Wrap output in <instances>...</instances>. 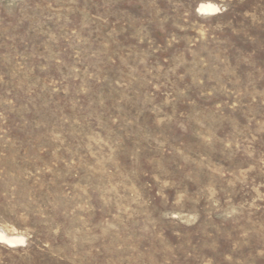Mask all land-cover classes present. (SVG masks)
Wrapping results in <instances>:
<instances>
[{
	"label": "rangeland",
	"instance_id": "rangeland-1",
	"mask_svg": "<svg viewBox=\"0 0 264 264\" xmlns=\"http://www.w3.org/2000/svg\"><path fill=\"white\" fill-rule=\"evenodd\" d=\"M0 229V264H264V0H0Z\"/></svg>",
	"mask_w": 264,
	"mask_h": 264
},
{
	"label": "bare ground",
	"instance_id": "bare-ground-1",
	"mask_svg": "<svg viewBox=\"0 0 264 264\" xmlns=\"http://www.w3.org/2000/svg\"><path fill=\"white\" fill-rule=\"evenodd\" d=\"M217 6L212 3H201L198 10H207L209 12L217 10ZM19 241H25L23 236L20 235H7L4 231L0 229V243L6 244L8 246L14 247L20 245Z\"/></svg>",
	"mask_w": 264,
	"mask_h": 264
},
{
	"label": "clouds",
	"instance_id": "clouds-1",
	"mask_svg": "<svg viewBox=\"0 0 264 264\" xmlns=\"http://www.w3.org/2000/svg\"><path fill=\"white\" fill-rule=\"evenodd\" d=\"M203 10V9H202ZM20 243H23V241H19Z\"/></svg>",
	"mask_w": 264,
	"mask_h": 264
}]
</instances>
